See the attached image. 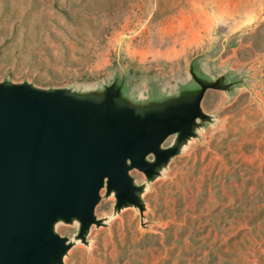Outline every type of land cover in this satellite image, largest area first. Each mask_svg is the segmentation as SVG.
<instances>
[{
    "label": "rangeland",
    "instance_id": "rangeland-1",
    "mask_svg": "<svg viewBox=\"0 0 264 264\" xmlns=\"http://www.w3.org/2000/svg\"><path fill=\"white\" fill-rule=\"evenodd\" d=\"M2 64L0 81L123 85L136 105L198 88L194 75L222 84L154 180L131 171L144 212L104 189L84 240L78 222L57 225L64 264H264V0H0Z\"/></svg>",
    "mask_w": 264,
    "mask_h": 264
},
{
    "label": "water",
    "instance_id": "water-1",
    "mask_svg": "<svg viewBox=\"0 0 264 264\" xmlns=\"http://www.w3.org/2000/svg\"><path fill=\"white\" fill-rule=\"evenodd\" d=\"M194 80L198 88L144 105L124 98L123 85L80 94L0 81V264H64L72 244L57 225L78 222L84 240L102 224L96 209L104 189L117 209L144 212L146 188L131 171L154 180L198 120L210 119L201 109L205 91L222 88ZM172 135L176 144L164 149Z\"/></svg>",
    "mask_w": 264,
    "mask_h": 264
},
{
    "label": "crops",
    "instance_id": "crops-1",
    "mask_svg": "<svg viewBox=\"0 0 264 264\" xmlns=\"http://www.w3.org/2000/svg\"><path fill=\"white\" fill-rule=\"evenodd\" d=\"M5 68H6V65L2 64L1 67H0V70H4ZM4 75H5V77H4V80H2V81H5V80L8 79V74H4Z\"/></svg>",
    "mask_w": 264,
    "mask_h": 264
},
{
    "label": "flooded vegetation",
    "instance_id": "flooded-vegetation-1",
    "mask_svg": "<svg viewBox=\"0 0 264 264\" xmlns=\"http://www.w3.org/2000/svg\"><path fill=\"white\" fill-rule=\"evenodd\" d=\"M192 94V93H191ZM191 107H192V109H194L195 108V104L193 103L192 105H191Z\"/></svg>",
    "mask_w": 264,
    "mask_h": 264
}]
</instances>
